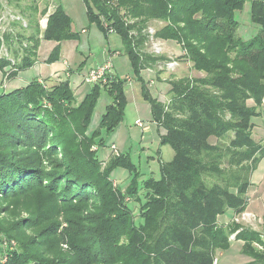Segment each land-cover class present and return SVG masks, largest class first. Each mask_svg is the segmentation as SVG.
Masks as SVG:
<instances>
[{
  "label": "trees",
  "instance_id": "16d2710c",
  "mask_svg": "<svg viewBox=\"0 0 264 264\" xmlns=\"http://www.w3.org/2000/svg\"><path fill=\"white\" fill-rule=\"evenodd\" d=\"M84 1L90 20L106 36H121L158 125L159 141L171 146L174 156L161 162L159 178L151 176L143 183L128 152L100 171L91 147L95 142L105 145L102 133L117 129L127 106L128 79L113 73L106 84H91L81 101L69 80L50 87L33 80L0 94V197L49 188L48 198L56 206L60 204L55 200L63 205L91 203L95 211L76 218L84 224L79 230H71L68 220L73 255L53 261L22 238L47 217L0 222V233L8 241L19 240L14 248L3 246L7 258H0V264H214L232 236L243 242L242 255L249 258L243 264H264V250L256 247L264 249L262 234L235 219L227 221L248 209L252 174L264 158L257 156L263 145L253 133L264 118V0H250L251 19L259 31L249 39L239 35L236 18L248 0ZM35 2L6 0L29 19L26 28L20 25L22 30L11 28L20 20L0 30V50L5 45L10 52L0 56V70L7 73L10 68L8 79L35 63L41 39L58 43L46 59L52 63L61 58L63 41L79 38L61 6L48 14L47 27L41 30L40 18L48 9L39 11ZM154 21L163 25L153 38L177 43L182 59L198 73L169 80L168 102L153 96L141 76L142 70L168 61L165 55L142 50L151 40ZM101 87L114 102L91 131ZM120 167L133 175L125 190L114 188L110 176ZM128 197L140 203L138 222ZM58 225L44 228L42 235L58 236Z\"/></svg>",
  "mask_w": 264,
  "mask_h": 264
},
{
  "label": "rangeland",
  "instance_id": "374dc122",
  "mask_svg": "<svg viewBox=\"0 0 264 264\" xmlns=\"http://www.w3.org/2000/svg\"><path fill=\"white\" fill-rule=\"evenodd\" d=\"M49 3L57 6H61L63 10L70 16L71 28L79 38L74 41H63V50L69 52V61L73 63L83 62L82 71H89L91 68L99 67L109 61L112 62L113 68L111 73L115 77L129 78L131 83H127L125 86V94L127 96V106L125 108L124 120L120 123L117 129L112 133H102L105 145L100 146L96 143L91 147V150L95 152V156L98 159V165L101 172L111 166L113 158L119 157L122 153H130L132 162L140 170L141 175L139 177L140 182H144L146 179L152 177H160V164L162 161H170L174 156V150L169 145H161L159 141L158 125L153 123L149 126L154 129V135L148 137L145 141H141L140 129L145 127V123L151 124V113L148 102L142 95V83L138 79L130 58L124 50V44L121 36L117 33H110L106 36L95 22H92L89 17L88 7L84 0H48ZM43 4L42 6H44ZM56 6V7H57ZM41 16L42 28L47 27L48 14ZM19 19H15V18ZM236 18L240 22V28L238 33L245 39L253 37L258 33V27L252 22L251 19V4L248 0L241 11L236 13ZM19 21L20 24L13 25L11 28H16V31L22 30L23 26H28V18H23L19 9L14 6H8L6 0H0V30L5 31L8 29L12 22ZM149 28L150 34L156 32L157 28L163 25V22H153ZM21 25V26H20ZM16 26V27H15ZM31 27H33L31 25ZM83 29H87L86 32H82ZM153 34V33H152ZM151 34V35H152ZM143 51L150 54L165 55L168 57V61L159 62L157 67H153L152 71H149L150 79L146 80L147 87L151 92L154 89V85L157 84L159 90L163 87L162 91L166 95L158 98L160 101L168 102L170 95L169 80L180 78L185 75L195 76L198 73L190 69L187 61L182 59L180 54H177L170 49L165 48L162 41L155 42L153 37L150 38ZM155 42V43H154ZM177 45V43L173 42ZM179 48V46H177ZM159 49V50H158ZM158 51L159 53H156ZM45 53V52H44ZM10 55L8 48L3 45L0 50V56ZM167 62H173V66L168 67ZM67 64V63H66ZM80 64V63H79ZM79 64H76L78 67ZM68 67V66H67ZM147 70V69H145ZM144 72L142 70L141 76L144 78ZM204 75V73H200ZM145 79V78H144ZM153 83V84H150ZM45 84V83H44ZM53 86V85H52ZM158 87H156L158 89ZM152 94V92H151ZM153 95V94H152ZM114 102V96L106 90L104 87L100 88V96L98 98L93 121L90 126V130H94L100 122L102 114L105 113L106 106ZM252 104V102H250ZM143 120V126L137 125V120ZM263 120H259L253 133L257 142L261 143L264 137ZM259 126V127H258ZM261 128V129H259ZM232 135V134H231ZM228 138L224 140L227 143ZM261 141V142H260ZM262 144V143H261ZM115 145V147H113ZM264 154V147L261 148L257 156ZM114 188H121L125 190L130 184L132 173L126 168H116L110 174ZM258 174L255 172L253 175V181L259 182L258 189H251L249 192V205H253L252 209H248L238 215L231 218L228 213L227 216L231 219H235L241 223L244 227L251 230H256L262 234L264 240V180L258 178ZM264 179V178H263ZM47 183V181H46ZM49 184V183H48ZM46 184V185H48ZM49 188L42 191L34 190L25 194H18L16 197L3 199L0 197V222L2 224H15L24 218L31 216L38 218H48L41 226L27 229L24 231L22 238L31 241L34 249L37 252H41L51 261L57 258H67L73 255L71 252V246L67 237L68 222H72L71 230H79L84 225L76 218L79 215L87 216L95 211L91 209V203L89 205H82L81 203H73L69 205H63L64 202L55 200L60 205H55L49 198ZM144 189L141 190V200L144 199ZM59 197V195H58ZM63 198L59 199L62 200ZM129 205L133 208L135 214L134 219L139 221V201L134 198H126ZM248 205V206H249ZM69 220V221H68ZM59 223V234L54 237L51 235H42L43 229L49 226ZM1 234V233H0ZM15 239V238H14ZM3 240V241H2ZM6 238L3 234L0 237V258H2L3 246H10L14 248L19 246V240H11L6 242ZM258 250H264L259 244L256 245ZM243 242L234 240V236L231 237L229 247L224 251H219L216 255V264H243L249 260V258L242 255ZM98 264V263H92Z\"/></svg>",
  "mask_w": 264,
  "mask_h": 264
},
{
  "label": "crops",
  "instance_id": "0c3cea01",
  "mask_svg": "<svg viewBox=\"0 0 264 264\" xmlns=\"http://www.w3.org/2000/svg\"><path fill=\"white\" fill-rule=\"evenodd\" d=\"M35 4L38 5L39 11H42L46 8L48 9V11H52L57 6V4L54 5L51 2L49 3L48 0H36ZM43 4L45 5L42 6ZM42 20L43 19L40 18L41 28H42ZM86 31L87 29L86 30L83 29L82 32H86ZM57 44L58 43L55 41L41 39L40 46L38 49L37 60L35 61V63L31 67L20 71L17 74V76L11 79H8L6 77V74L10 72V68L6 69L7 73L0 70V94L9 93L15 89L25 87L29 83H31L33 80H38L40 82L45 83L46 87L47 86L50 87L60 81L69 80L71 88L75 93V96L77 97L78 101H81L91 88V83H88L84 80V77L86 76L88 71H85V72L82 71L81 68H82L83 62H79L80 63L79 64V63H76L75 61L73 63L69 61L70 51L68 50L65 52L62 48V43H61V58L58 61L48 63L46 59L51 53V51L57 46ZM163 44L165 45V48L170 49L171 51L182 55L180 46L178 48L177 47L178 45L173 44L172 41H168V42L164 41ZM76 64H79L78 67H76L77 66ZM149 71L151 72L152 68L143 70L144 72L143 75H144L145 80H148L151 78L149 75ZM150 84H153V83H150ZM156 87H158L157 84L154 85V89H151L153 96L157 98H159L160 95L165 97L166 95L162 91L163 87H161L160 90H159V87L158 89ZM263 110H264V107H263ZM262 120L264 122V118ZM153 123L154 122L151 119V124L145 123L146 126L140 129V131L142 130L141 131V141L142 140L145 141L148 137H151L154 135V129L152 127H149L153 125ZM261 128L264 129V125ZM262 140L263 141L262 142L260 141V142L262 143L264 147V137ZM255 172L258 174L259 179L264 180L263 179L264 178V158L259 162L256 170L252 174L251 180L253 182L252 183L253 185L251 189H255V188L258 189V184H259L258 180L257 182L253 181V175ZM252 206L253 205L250 204L248 207L252 209L254 208Z\"/></svg>",
  "mask_w": 264,
  "mask_h": 264
},
{
  "label": "built area",
  "instance_id": "2783aa9c",
  "mask_svg": "<svg viewBox=\"0 0 264 264\" xmlns=\"http://www.w3.org/2000/svg\"><path fill=\"white\" fill-rule=\"evenodd\" d=\"M15 19H19V18L17 17ZM152 33H151L152 35L150 34L151 35L150 38L153 37L155 32H152ZM155 42H160V41H155ZM156 53H159V52L156 51ZM167 63H168V67L173 66V62H167ZM112 68H113V64H112L111 61H109V62H107V63H105V64H103V65H101L99 67L91 68L87 72L86 76L84 77V80L86 82H88V83H91V84H96V83L106 84L108 82L109 74H111ZM127 79H128V82L131 83V80L129 78H127ZM136 123L139 126H143L144 125L143 124L144 123L143 120H140V119H138ZM113 147H115V145ZM0 237H1V234H0ZM6 258L7 257L3 256L1 258V260H6ZM214 264H216V262Z\"/></svg>",
  "mask_w": 264,
  "mask_h": 264
}]
</instances>
